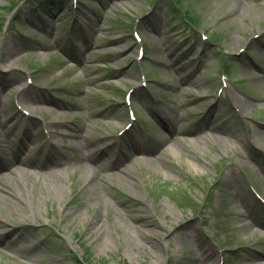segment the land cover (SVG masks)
Instances as JSON below:
<instances>
[{
	"label": "rangeland",
	"instance_id": "rangeland-1",
	"mask_svg": "<svg viewBox=\"0 0 264 264\" xmlns=\"http://www.w3.org/2000/svg\"><path fill=\"white\" fill-rule=\"evenodd\" d=\"M32 5L0 0V264H264V0Z\"/></svg>",
	"mask_w": 264,
	"mask_h": 264
},
{
	"label": "bare ground",
	"instance_id": "bare-ground-1",
	"mask_svg": "<svg viewBox=\"0 0 264 264\" xmlns=\"http://www.w3.org/2000/svg\"><path fill=\"white\" fill-rule=\"evenodd\" d=\"M24 97V96H23ZM164 120V119H163ZM165 121V120H164ZM177 127H178V125H177ZM176 128V127H175ZM174 129V128H173ZM180 132V129L179 128H177V132ZM69 133H71L73 136H80V134H78V133H76V132H72V131H69ZM180 133H182V132H180ZM83 137H85V138H89L88 136H86V135H83ZM140 143V142H139ZM108 145V144H107ZM159 147L161 146V145H158ZM159 147H157L156 148V151H154L155 150V148L154 147H152V146H149V147H139V149H137V151H139L138 153H140V154H143V155H145V156H151L152 154H155L156 152H157V149L159 148ZM127 150H131V147L130 148H128L127 147ZM89 153H90V151H89ZM147 158V157H146ZM145 160V159H144ZM16 161V159L13 161V164H10L9 166H13L14 165V162ZM148 161H150L149 159H148ZM26 164H28L27 163V161H24ZM12 163V162H11ZM45 166V165H44ZM112 167H114V162H113V164L111 165ZM2 169V167H0V170ZM130 171V168H128L127 169V172H129ZM130 173V172H129ZM1 177H3V179L1 180ZM5 179V177L4 176H0V182L1 181H3ZM94 179V178H93ZM98 185L99 186H103L102 184H99L98 183ZM5 191H7L9 194H12V192L11 191H13V192H16V187L15 188H12L11 189V191H10V189H5ZM8 195V194H7ZM9 199H11V198H9ZM11 201H12V199H11ZM261 231V230H260ZM262 233H264V230L263 231H261ZM206 252H208V250H205L204 251V253H203V255L206 257V258H210V257H212V256H215V252H209V254H207Z\"/></svg>",
	"mask_w": 264,
	"mask_h": 264
},
{
	"label": "trees",
	"instance_id": "trees-1",
	"mask_svg": "<svg viewBox=\"0 0 264 264\" xmlns=\"http://www.w3.org/2000/svg\"><path fill=\"white\" fill-rule=\"evenodd\" d=\"M33 7L38 8H46L48 10L55 9L54 5H56L57 0H31ZM120 264H127V263H120Z\"/></svg>",
	"mask_w": 264,
	"mask_h": 264
}]
</instances>
